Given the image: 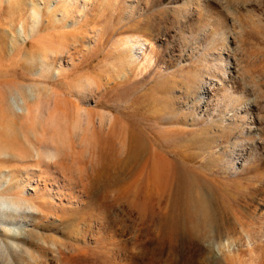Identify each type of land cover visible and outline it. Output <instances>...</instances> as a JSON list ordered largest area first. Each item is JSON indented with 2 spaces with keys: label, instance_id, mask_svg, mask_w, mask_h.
<instances>
[{
  "label": "rangeland",
  "instance_id": "1",
  "mask_svg": "<svg viewBox=\"0 0 264 264\" xmlns=\"http://www.w3.org/2000/svg\"><path fill=\"white\" fill-rule=\"evenodd\" d=\"M10 3L0 189L33 206L5 205L9 225L38 232L21 264H264V0H41L24 40L30 0ZM63 33L72 61L47 69L31 42L55 48ZM137 34L144 53L125 45ZM89 76L98 88L80 99ZM17 91L28 111L14 116ZM48 147L57 160L32 153ZM167 169L172 184L154 182Z\"/></svg>",
  "mask_w": 264,
  "mask_h": 264
},
{
  "label": "bare ground",
  "instance_id": "2",
  "mask_svg": "<svg viewBox=\"0 0 264 264\" xmlns=\"http://www.w3.org/2000/svg\"><path fill=\"white\" fill-rule=\"evenodd\" d=\"M6 1L8 3H10V0H6ZM64 1L68 5H73V4H77L78 3V0H64ZM82 1H85V0H82ZM40 2H41V0H30V6H29V12H28V18L30 19V26L28 28V30H29L28 33H27V29L25 28V26L27 25L26 19L23 18L21 20V24H19L20 25V28L18 29V33H19V36L23 40H24V38H26L27 34H31L33 31H35L36 27L39 24V19H40L39 4H40ZM50 6H51V2L47 5V9H49ZM84 7L85 6L83 5V8ZM193 11L194 10L192 9V11H190V13H193ZM196 18H202L203 19V17L201 16V14L196 15ZM10 23H12V22H10ZM207 23L209 24L208 21H207ZM38 32H39V30H38ZM60 35H62V36L58 40V42L56 43L57 46L55 48H51V49H47L46 47L43 46L42 43L40 45L39 44L40 43V40L37 41V42H39L38 43V46H36V44H37L36 40H35L36 44L34 42H31V46H32L31 48H34V47H37L38 48V51H36V54L34 53L35 54V59L38 58L41 61V63L47 69H50V66H51V63L49 62L50 59L51 60H58L59 61L58 62L59 64H64V62H65L64 59L65 58H66V61H67V59L68 60L69 59L71 60V56L72 55H71V52H70V49H69L70 47L68 45L69 44L68 43L69 42L68 40H71L72 39V41L74 42V40H75L74 36L75 35L70 33V35L72 37L71 39H70V35L69 34H68L69 38H66V36H65L64 33L63 34H60ZM37 36H38V34H37ZM140 37L141 36H139L138 34L137 35H131V36H129L126 39V41H124L125 42V45H129L130 44V46H127L128 49H132L133 50L136 47V48L139 49V51H141V49H143V44L144 43H143V41L141 40ZM145 40H147V39H145ZM41 41L43 42V39H41ZM25 43L27 44L26 41H23V44H25ZM121 44H122V42H121ZM141 53H144V50H142ZM30 55H32L31 52H30ZM56 71H57V73L59 72L58 70H56ZM11 72H12V70H11ZM118 78H120V77H118ZM215 80H218V79H212L211 81L210 80L207 81L204 84V88H203L204 91L207 92V90H205L207 88H205V87H209V88L214 87L212 85L215 84V83H213V81H215ZM196 82H197V80H196ZM74 86L77 88V92L76 93L78 95V98H80V99L85 98L86 93H88L90 90L92 91L93 90L92 88H94V86H96L98 88L97 81L92 76L87 77L84 80V82H82V83L80 82L79 85H77V84L75 85L74 84ZM14 87H16V86H14ZM9 90H10V88H9ZM74 90L76 91V89H74ZM194 90H195V88H194ZM7 91H8V89H7ZM23 93H25V92L17 91V92H15V94H11L10 96H6V98H5V100H6L5 102L9 106V108L11 109L12 114L14 116H19L23 112H25V111L27 112L28 111V107L26 105V99H25V96L23 95ZM0 97H2V96L0 95ZM2 100H4V99H2ZM246 104L247 105H244V107L248 108V103H246ZM244 107H242V108H244ZM7 109H8V107H7ZM26 115H28V114L26 113ZM101 118L104 119L102 116H101ZM14 134H16V133H14ZM2 135H3V132H2ZM7 135H8V133H7ZM1 141H3V140H1ZM16 142H17V140H16ZM10 143H9L10 145L13 144V142H11V141H10ZM14 144L12 146L16 147ZM140 144H141V140L140 139H137V142H136V145H135V149ZM19 148L20 147H18L17 149H19ZM13 149H15V148H13ZM17 149H15L14 151H16ZM19 151L21 152L20 154L23 153L22 150H21V148H20ZM19 151L18 152L16 151L14 153L15 157H18L17 159H21L22 156H25L23 154H22V156H20ZM133 151L136 152L135 150H133ZM1 153L2 154H0V155L3 156L4 151L1 152ZM7 153H10V152H7ZM7 153H6V155H7ZM32 153H34L35 157L36 156L37 157H44V158L52 159V160L59 157L58 156V150L56 148H52V147L43 148V149H40V150L34 148ZM12 155H13V152H12ZM12 155H11V157H12ZM4 156H5V154H4ZM19 156L21 158H19ZM2 161H4V160H2ZM153 166L155 167V165H153ZM156 169H157V167H156ZM168 170H170V169H167V170L162 171V172H159V171H156L155 172L154 171L153 172V173H155V174H153L155 176L154 182L160 181L159 178L162 177L161 180L162 181L165 180V185H166V183H169V182H171V184H172V181H174L173 180L174 178L172 179V181H168V180H171L170 179L171 178L170 171L172 169L170 171H168ZM0 184L2 185L3 182L0 183ZM1 185H0V188H1ZM178 185H179V182H178ZM7 194H10V193L9 192L7 193V188L6 187L0 189V264H21V261L23 260V257H22L23 255H27L28 258H32L33 249L31 247L30 241H31L32 238H36V240H37L36 233H38V232L37 231L26 230L25 225H23L22 228H20L18 226L15 227V228L13 226H10L9 223L7 222V219L8 218L6 216V212H9V211H8V208L5 207V205L8 204V206H11L12 208H9V209H13V211H15V212L19 211V209H27L26 211H29V209L33 208V206H32V203L29 202L22 195H13L12 196L11 194L10 195H7ZM196 204H197V206L195 208V212L196 211L199 212L197 214H200L203 217L204 220L205 219H208L209 218V213H208V203H207V199L206 198H200V199H198V201H197ZM42 257H44V256H42ZM47 264H49V263H47Z\"/></svg>",
  "mask_w": 264,
  "mask_h": 264
}]
</instances>
